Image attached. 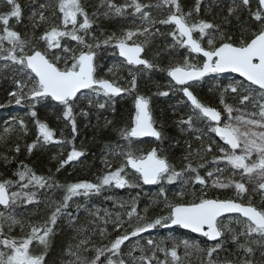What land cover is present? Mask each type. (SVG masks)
<instances>
[{
    "label": "snow or ice",
    "instance_id": "1",
    "mask_svg": "<svg viewBox=\"0 0 264 264\" xmlns=\"http://www.w3.org/2000/svg\"><path fill=\"white\" fill-rule=\"evenodd\" d=\"M0 2L6 6V11L0 12V74L9 70L13 73L9 103L26 102L37 129L36 140L26 146L29 154L40 144L72 145L66 159L60 161L59 171L85 155L73 143L78 132V115L87 118L93 108L111 107L115 111L114 100L123 94L131 95L134 104L128 122L119 129L124 143L105 145L108 154L119 157L121 162L113 167L105 158V170L95 182L81 180L60 185L52 177L38 175L23 162L13 173L17 179H0V208L4 210L14 209L18 204H39V189L63 190L62 199L52 202L53 210L42 222L25 223L11 211L7 214L0 211V264H48L51 238L60 218H67L68 226L76 234L73 239L87 231L77 223V216L68 211L74 198L98 195L106 188L143 185L159 186L158 198L153 203L163 204L166 214L149 217V207L139 211L138 197H134L126 202L127 220L119 213L115 220H104L105 224L113 223L114 231L124 228L123 233L103 246L92 244L91 236L79 239L75 245L69 243L63 254L70 259L61 264H129L122 256L121 246L132 238L138 239L126 253L131 264H169V257L172 264H180L181 244L185 255L190 250L206 254V264H264V203L257 206L251 196L245 202L250 190L264 202V0H230L221 9L222 24L200 17L203 0H194L188 11L181 0H157L155 4L143 0H124L119 4L115 0H101L98 7L105 9L102 13H89L83 0H34L28 16L31 38L16 28L24 19L20 0ZM153 10L161 11L153 15ZM245 12L251 25L242 26L237 39L222 25L230 24L232 19L240 20ZM100 15L130 18L132 24L119 32L101 30L98 36L94 25ZM155 36L170 37L162 50L169 57L163 66L156 58L145 56L146 46ZM103 49H112L122 59L109 67L105 76H99L97 59ZM125 67L129 79L121 84L117 73ZM152 71L163 72L168 78V90L154 95L167 97L173 92L186 98L183 103L190 107V114L177 121L181 131L200 133L196 136L200 146L193 150L188 144L179 169L159 146L137 147L142 138H154L159 143L165 138L163 125L158 127L153 118L151 97L138 92L139 75ZM228 73L238 74L242 79L233 78L220 86L219 107L203 103L194 94V83L210 74L219 78ZM227 96L234 103H229ZM82 102H86L89 110L81 106ZM39 104H51L59 112L57 118L70 125L71 139L63 137L62 131L58 138L56 130L38 118ZM14 121L27 132L23 118ZM111 123L105 118L106 125ZM197 124L202 127H196ZM4 131L8 133L11 129ZM206 135L210 137L208 143L204 142ZM15 151L19 153V145ZM2 159L11 163L7 156ZM177 181L182 182V188L169 199L166 185ZM223 189H234L235 198L209 195L211 190ZM105 216L110 217L111 213L106 211ZM17 226L21 231L18 236L12 234ZM172 226L190 230L213 243L202 248L198 242L173 240L169 248L166 240L158 242L149 237L141 245L143 233ZM100 235L110 234L104 228L100 229ZM228 239L239 253L234 259L218 255ZM81 250L94 255L89 258ZM257 250L262 258L259 262L255 260ZM136 251L141 255L134 256ZM158 252L164 254V260L158 258Z\"/></svg>",
    "mask_w": 264,
    "mask_h": 264
},
{
    "label": "trees",
    "instance_id": "2",
    "mask_svg": "<svg viewBox=\"0 0 264 264\" xmlns=\"http://www.w3.org/2000/svg\"><path fill=\"white\" fill-rule=\"evenodd\" d=\"M41 1L43 2V0ZM189 1L190 0H181L182 7L185 11H188L194 5V3L192 4ZM229 1L230 0H215L214 2V0H203L200 17L222 24V16L224 13L221 12V9L225 7ZM83 2L89 13L94 11L102 13L105 11L104 8L98 7L101 0H83ZM115 2L119 4L123 3L124 0H115ZM143 2H151L155 4L157 0H143ZM20 3L24 8V19L21 24L16 25V28L22 34L26 33L29 38V32H32V29L29 25L28 16L33 7L34 0H20ZM209 7L211 10L205 11V8L209 9ZM253 8H255V3H253ZM3 11H6V6L0 2V12ZM160 11L161 10H153V15H159ZM245 13L241 16L240 20L232 19L230 24L222 25L227 31L232 32L237 39L240 37L241 27L246 24L251 25L250 17ZM131 21L130 18L104 17L103 15H100L94 25V30L98 36L100 35L101 30L106 32H119L122 27L128 26ZM12 23H14V21ZM153 38H155L156 41H150L146 46L145 56L149 59L156 58L157 62L161 63L163 66L169 59L167 53L162 51L166 42L169 40V37L155 36ZM157 53L161 54L160 57H157ZM113 57H116L117 60L122 59L118 57V54H113L112 49H103L99 51L98 60L107 61V59L109 60ZM110 64L111 63L104 65V63L99 62L97 74L99 76H105L107 70H105L106 68L104 69V67ZM12 76L13 73L10 70L4 74H0V179H17L13 173L19 167L20 162H23L31 167L38 175L52 177L53 180L60 185H66L81 180L95 182L96 177L101 175L105 170V158L113 164V167L120 164V158L109 155L105 145L110 144L115 146L117 143H120L121 145L124 143L120 139L119 129L125 126L130 115L134 111L133 97L131 95L124 94L120 97H116L114 100L115 111H113L111 107L104 110H98L95 108L89 110L86 102H82L81 106L84 107L85 110H89L90 115L87 118L79 115L77 116L78 132L73 143L78 150H83L85 155L78 161L70 162L57 171L60 161L66 159L68 152L71 151L72 145L40 144L37 148L33 149L31 154L28 153L26 146L32 144L33 141L36 140L37 129L33 119L28 114L29 108L26 102H22L20 105H16L14 102L9 103L11 98L9 97L8 92L13 89ZM117 77L118 83L124 84V82L129 79L128 68H121L117 73ZM234 77L235 76L230 73L222 74L219 78H216L215 74L210 75L202 80L204 82L203 86L194 88L193 92L203 103L219 107L218 97L220 86L226 85ZM167 85L168 78L163 72L152 71L144 72L139 75L138 92L151 97V109L154 113L153 118L158 127L163 125L165 138L162 143L156 142L153 138H142L137 144V147L148 149L159 146L163 154L167 155L170 161L177 167V169H179L184 163L183 156L188 150V144H191L193 150L200 146V141L196 139V136L200 133L181 131V126L177 123L182 117L187 118L190 114V107L183 103V100L186 98H183L182 94L170 92L167 97L154 95L157 91L168 90ZM226 99L234 103L231 96H227ZM186 105L188 107H186ZM248 108L251 109V106L248 105ZM37 111L38 118L47 122L50 127L55 129L58 138H61V131L63 132V137L68 139L72 138L70 125L57 118L59 112L53 108L51 104H39L37 105ZM14 114H16V118L24 119L27 125L26 133L20 129L18 122L10 128V132L6 133L3 131L4 120L6 118H11ZM105 118L108 121H112V123L106 125ZM196 127L202 126L197 124ZM209 139L210 137L206 135L204 142L208 143ZM17 145L20 146L19 153L15 151ZM4 156H7L11 160V163L6 164L2 159ZM208 159L210 160L211 157L209 156ZM193 163L195 164L196 160H193ZM222 166L223 164H221V167ZM208 167H212V165H208ZM200 171L201 175H203L204 169H201ZM181 188V181H177L172 185H166L168 198L173 199L174 194L181 190ZM158 191L159 186L156 185H143L138 188L126 187L124 189H116L113 187L102 190L98 195L74 198V200L70 202L68 211L77 216V223L84 225L87 231H85L82 236H77V239H73V236L76 234L68 226L67 218H60L55 228V235L51 238V247L46 258L48 264H61L62 261L70 259V257L63 254L65 248L69 243L73 245L77 244L79 239H82L85 236H91L92 244L97 246L108 245L110 240L123 233L124 228H121L119 232L114 231L113 223L109 222L105 224L104 220H115L117 213L121 214L122 218L127 220L125 213L129 206L126 202L134 197H138L139 211L142 212L146 206L149 207V217L166 214L167 210L164 209L163 204L157 205L153 203V201L158 198L156 195ZM37 193V199L40 201L39 204H18L14 209L4 210L3 208H0V211H6V214L11 211L18 219L24 220L25 223L28 221L33 223L42 222L53 210L52 202L60 201L62 199L63 190L56 187H46L37 190ZM209 195L218 196L222 199L235 198V192L227 193L223 190H211ZM247 196H251L252 202L257 206H261L262 203H264L261 201V197L257 193L249 192L245 197V202H247ZM109 197H111V199H109ZM122 203L124 204V207L120 206ZM77 205H80V207L77 208ZM106 211L111 213L110 217L105 216ZM89 213H95V215H90ZM133 223H135V221H133ZM127 227V224H125V228ZM233 227L237 226L233 225ZM104 228L107 229V233L110 235L103 237L100 235V229ZM93 230H95V234H93ZM5 231H7V229H5ZM12 234L17 236L21 235L20 228L17 226ZM142 237L143 239H140L141 245L145 243L147 238L151 237L158 242L160 240H166V246L169 248H171L173 240H175L176 243H179L182 240H188L190 243L198 242L202 248L211 246L213 243L207 241L206 238L200 235H195L179 228L165 229L158 227L148 233H143ZM137 239L138 238H132L121 246L122 256L126 261H129V264H131V259L126 253ZM88 247H91V244H89ZM81 254L88 256L89 258L94 255L92 252H83L82 250ZM148 254H150V252ZM238 254L236 245L228 239L224 250L220 251L218 255L220 258L228 257L234 259ZM133 255L138 257L141 253L136 251ZM178 255L181 258L180 264H206L207 260L206 254L193 250H190L188 255H185V250L182 244L178 248ZM157 256L160 260L165 259L163 253L158 252ZM101 259L103 260V257ZM168 259L169 264H172L171 258L169 257ZM261 259L260 252L257 250L255 260L259 262Z\"/></svg>",
    "mask_w": 264,
    "mask_h": 264
},
{
    "label": "rangeland",
    "instance_id": "3",
    "mask_svg": "<svg viewBox=\"0 0 264 264\" xmlns=\"http://www.w3.org/2000/svg\"><path fill=\"white\" fill-rule=\"evenodd\" d=\"M42 2V1H41ZM229 3V2H228ZM245 14H247V13H245ZM130 24H132V21L128 24V26L130 25ZM127 27V26H126ZM29 38H31V36H32V32H29ZM169 40H170V37L168 38ZM107 61H109V62H107ZM107 61L106 60H102V61H100V60H98L97 59V63H98V65H99V62H101V63H104V65L105 64H109V63H111L110 65H108V66H105L104 67V69L105 70H107L109 67H111V66H113V64H118L119 62H120V60H117V58L116 57H113L112 59H107ZM234 78H236V79H240V77H238L237 75H235V77ZM203 84H204V82L203 81H201V82H197L196 84H194V85H196L195 87H199V86H203ZM229 103H233V102H230V101H228ZM186 107H188L187 105H186ZM249 110H251V109H249ZM187 111V110H186ZM152 114L154 115V113H153V111H152ZM16 114H14V116H12L11 118H6L5 120H4V129L5 128H11V127H13L14 125H15V121H14V118H16V116H15ZM4 129H3V131H4ZM193 135V134H192ZM194 136V135H193ZM222 167H224V165L222 166ZM225 175H228V173L226 172L225 173ZM237 179H239V177L237 176L236 177ZM223 191H225V192H227V193H230V192H234V189H223ZM250 192H251V190H250ZM115 213V212H114Z\"/></svg>",
    "mask_w": 264,
    "mask_h": 264
},
{
    "label": "water",
    "instance_id": "4",
    "mask_svg": "<svg viewBox=\"0 0 264 264\" xmlns=\"http://www.w3.org/2000/svg\"><path fill=\"white\" fill-rule=\"evenodd\" d=\"M235 75L238 76V74H235ZM147 138H150V137H147ZM176 227H179V226H172L171 228H166V229H172V228H176ZM181 229H183V228H181ZM183 230H187V229H183ZM187 231H190V230H187ZM194 234H197V233H194ZM197 235H199V234H197Z\"/></svg>",
    "mask_w": 264,
    "mask_h": 264
},
{
    "label": "bare ground",
    "instance_id": "5",
    "mask_svg": "<svg viewBox=\"0 0 264 264\" xmlns=\"http://www.w3.org/2000/svg\"><path fill=\"white\" fill-rule=\"evenodd\" d=\"M189 2L193 4V3H194V0H190ZM206 10H207V8H205V11H206ZM151 41H156V40H155V38H152ZM11 114H12V113H11Z\"/></svg>",
    "mask_w": 264,
    "mask_h": 264
},
{
    "label": "flooded vegetation",
    "instance_id": "6",
    "mask_svg": "<svg viewBox=\"0 0 264 264\" xmlns=\"http://www.w3.org/2000/svg\"><path fill=\"white\" fill-rule=\"evenodd\" d=\"M230 2V1H229ZM194 84H196V83H194ZM196 85H194L193 86V88H192V90H194V88H198V87H195ZM195 94V93H194ZM184 108H185V110H186V107L184 106ZM187 114H188V112H187Z\"/></svg>",
    "mask_w": 264,
    "mask_h": 264
}]
</instances>
